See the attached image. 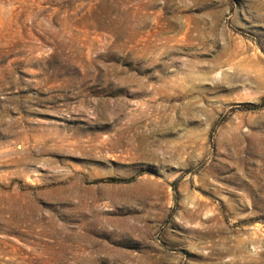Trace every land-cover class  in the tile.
I'll return each instance as SVG.
<instances>
[{"label":"rangeland","instance_id":"rangeland-1","mask_svg":"<svg viewBox=\"0 0 264 264\" xmlns=\"http://www.w3.org/2000/svg\"><path fill=\"white\" fill-rule=\"evenodd\" d=\"M0 264H264V0H0Z\"/></svg>","mask_w":264,"mask_h":264},{"label":"trees","instance_id":"trees-1","mask_svg":"<svg viewBox=\"0 0 264 264\" xmlns=\"http://www.w3.org/2000/svg\"><path fill=\"white\" fill-rule=\"evenodd\" d=\"M105 181H122L124 179L122 178H118V177H109V178H106L104 179Z\"/></svg>","mask_w":264,"mask_h":264}]
</instances>
